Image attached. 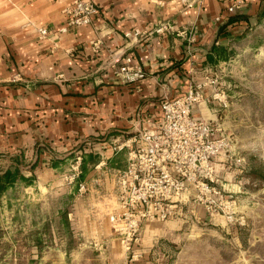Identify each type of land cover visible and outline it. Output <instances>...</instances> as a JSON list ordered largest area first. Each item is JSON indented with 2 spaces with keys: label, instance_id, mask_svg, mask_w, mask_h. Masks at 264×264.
Instances as JSON below:
<instances>
[{
  "label": "crops",
  "instance_id": "crops-1",
  "mask_svg": "<svg viewBox=\"0 0 264 264\" xmlns=\"http://www.w3.org/2000/svg\"><path fill=\"white\" fill-rule=\"evenodd\" d=\"M71 1L0 0V174L23 173L25 163L31 178L40 169L49 177L72 154L81 155L83 169L92 159L87 177L97 180L84 181L86 208L68 216L77 219L81 249L89 245L99 250L101 264H119L123 256L108 217L118 209L116 179L127 155L121 159L111 145L153 129L162 100L206 82L218 46L263 19L264 0H91L98 8L93 21L60 33ZM38 28L47 29L45 38ZM136 30L141 34L125 36ZM128 66L142 69L144 78L126 80ZM208 102L193 114L212 119L216 110ZM86 173L79 171L81 178ZM164 221L144 223L140 236ZM84 251L76 252L77 264H89Z\"/></svg>",
  "mask_w": 264,
  "mask_h": 264
},
{
  "label": "rangeland",
  "instance_id": "rangeland-1",
  "mask_svg": "<svg viewBox=\"0 0 264 264\" xmlns=\"http://www.w3.org/2000/svg\"><path fill=\"white\" fill-rule=\"evenodd\" d=\"M227 39L208 66L214 83L204 88L208 107L216 110L209 120L229 144L214 161L216 187L226 203L209 213L191 202L177 219L151 224L131 250L119 246V264H264V18ZM131 136L111 145L121 159ZM73 155L52 176L40 169L31 178L24 163L11 185L0 182V264H77L81 250L88 252L89 264L102 263L99 250L81 249L77 219L68 216L86 208L87 195L74 191L77 179L63 176L86 170L78 183L97 180L87 177L92 159L83 169L76 158L81 155Z\"/></svg>",
  "mask_w": 264,
  "mask_h": 264
},
{
  "label": "built area",
  "instance_id": "built-area-1",
  "mask_svg": "<svg viewBox=\"0 0 264 264\" xmlns=\"http://www.w3.org/2000/svg\"><path fill=\"white\" fill-rule=\"evenodd\" d=\"M240 5L238 1L227 12L233 13ZM97 11V5L91 0H72L63 9L64 24L59 32L89 25ZM164 28L161 26L156 31ZM37 32L41 39L48 33L45 28H38ZM140 34L136 30L125 36ZM126 63H131V58ZM125 77L135 82L144 78V71L128 66ZM213 83L210 79L192 83L183 95L162 100L158 124L123 144L128 152L126 166L116 179L118 209L108 219L112 232L126 251L139 241L144 223L167 220L191 202L203 205L209 213L225 205L224 195L216 187L214 161L228 149V140L214 121L192 112L194 106L208 101L204 88ZM217 96L213 95V99ZM78 175L79 171L66 179L73 182ZM77 186L81 195L85 193V183L79 182Z\"/></svg>",
  "mask_w": 264,
  "mask_h": 264
},
{
  "label": "trees",
  "instance_id": "trees-1",
  "mask_svg": "<svg viewBox=\"0 0 264 264\" xmlns=\"http://www.w3.org/2000/svg\"><path fill=\"white\" fill-rule=\"evenodd\" d=\"M17 177H21L18 168H15L14 170L8 169L0 175V182L6 181L11 185L16 179H18Z\"/></svg>",
  "mask_w": 264,
  "mask_h": 264
}]
</instances>
